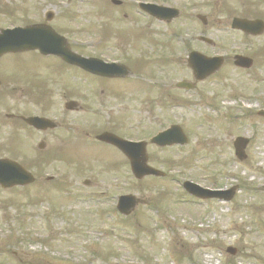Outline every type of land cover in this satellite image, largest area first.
<instances>
[{"label":"rangeland","instance_id":"obj_1","mask_svg":"<svg viewBox=\"0 0 264 264\" xmlns=\"http://www.w3.org/2000/svg\"><path fill=\"white\" fill-rule=\"evenodd\" d=\"M123 1L122 7L113 6L110 0L105 5L119 13L118 21L137 26L135 19L144 17L132 8L134 2ZM157 1L177 4L188 13L193 7H196V14L205 13L210 26L209 36L215 42L212 47H207L212 54L236 51L242 34L230 28V21L234 16L248 13L245 7L256 2ZM253 9L257 15H264V4H256ZM78 10L79 20L85 27H88V20L95 25L99 22L95 18L102 21L97 15L102 11L98 1L81 0ZM125 12L130 14L127 19H123ZM130 12L137 14L132 17ZM199 28L202 26L194 31L197 36L201 33ZM245 40L254 41L257 46L264 44V35ZM192 44L197 48L204 47L199 41H192ZM179 52L185 53V50ZM259 54L257 60L264 67V50ZM226 64L229 69H222L221 75L212 82L203 84L195 93H187V100L191 102L185 107L168 105L167 97L161 96L163 85L170 89L169 81L163 80L167 77L155 82L157 88L146 89L149 86L139 80H133L131 85L126 80L122 83L123 87L130 88V99H135L133 111L122 103L121 108L127 110L121 113L117 110L118 117H114L116 127L126 123L127 128L122 133L126 132L132 139L144 138L170 124V118L171 123H180L189 137L183 148L150 150L153 155L150 163L165 171V177H147L140 182L129 177L110 189L108 186L115 175L125 171V163L119 153L101 151L96 155L97 159L109 165H103L105 169L102 170L100 163L89 162V170L72 171V183L65 188L55 183L60 179L63 183L65 179L66 169L61 163H54L46 174H41L40 181H46L45 175H58L52 183L22 189L0 188V264H264V121L245 112L237 115L243 119L222 122L220 118L221 123L209 117L216 115L215 107L224 109L223 103L230 102L226 101L229 100L227 97L236 91L238 85L256 89L257 97L263 99L264 81L256 77L258 64L253 67L251 75ZM167 69L174 78H179L173 67ZM150 70H153L151 66ZM178 72L184 76L190 73L185 62L179 61ZM220 82H223L222 95L221 89L217 88ZM217 93L221 100H211L212 94L215 97ZM248 93L251 96L243 92L237 95H247L250 100L236 101L253 105L254 94L252 91ZM148 116L157 120L151 124L152 128L144 131L138 121H147ZM158 118L163 121L161 127H158ZM222 123H230L228 132L222 130ZM238 135L253 137L247 148L248 157L243 160L236 158L232 145ZM76 179L80 183L78 187ZM85 179L93 181L94 185L84 186ZM186 179L211 188L233 185L236 194L229 201L185 196L187 192L182 184ZM42 186L52 190L48 197L41 192ZM110 191L132 193L141 199L140 204L132 214L122 216L110 209L113 203ZM29 194L33 199H40L31 204ZM229 246L238 248L235 255L227 252Z\"/></svg>","mask_w":264,"mask_h":264},{"label":"flooded vegetation","instance_id":"obj_2","mask_svg":"<svg viewBox=\"0 0 264 264\" xmlns=\"http://www.w3.org/2000/svg\"><path fill=\"white\" fill-rule=\"evenodd\" d=\"M6 3L11 4L12 7L6 6ZM29 3H33L34 6L27 7ZM36 3L37 0H0V29L15 25L14 23H12V21L17 20L18 18L17 14L20 15L21 19H25L33 14L44 15L45 14L44 9L46 8L48 12L43 17L41 22L45 21V18L47 17L50 20L49 23L54 27V29L57 32L68 37L69 34V17L67 11L68 0H43L44 7L38 11H37L38 7ZM15 4H23L24 7L20 5L16 6ZM62 4H65V6H63ZM6 9L8 10L7 13H5ZM74 47L77 48L78 46L75 45ZM3 57L4 56L0 57V109H5L6 97L9 96L12 90H15V88L12 87L10 84L4 83V76L6 74L10 75V73H8V70L11 67L13 61L4 60ZM5 115L10 116L9 113H5ZM29 131L31 134L28 135L27 137L29 138V141H33L37 135V132L34 129H29ZM44 134L48 137H57V134H53L52 131H45ZM79 138L80 136L76 135L72 141L76 142L78 141Z\"/></svg>","mask_w":264,"mask_h":264},{"label":"water","instance_id":"obj_3","mask_svg":"<svg viewBox=\"0 0 264 264\" xmlns=\"http://www.w3.org/2000/svg\"><path fill=\"white\" fill-rule=\"evenodd\" d=\"M7 172L0 171V174H6ZM4 179L0 178V182H3Z\"/></svg>","mask_w":264,"mask_h":264}]
</instances>
